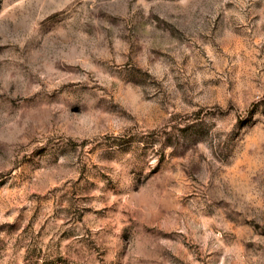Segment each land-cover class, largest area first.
Instances as JSON below:
<instances>
[{"label": "rangeland", "instance_id": "1", "mask_svg": "<svg viewBox=\"0 0 264 264\" xmlns=\"http://www.w3.org/2000/svg\"><path fill=\"white\" fill-rule=\"evenodd\" d=\"M0 264H264V0H0Z\"/></svg>", "mask_w": 264, "mask_h": 264}]
</instances>
